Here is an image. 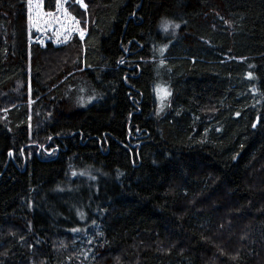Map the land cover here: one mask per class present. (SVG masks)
<instances>
[{"label":"trees","instance_id":"obj_1","mask_svg":"<svg viewBox=\"0 0 264 264\" xmlns=\"http://www.w3.org/2000/svg\"><path fill=\"white\" fill-rule=\"evenodd\" d=\"M62 4L0 0V264H264V0Z\"/></svg>","mask_w":264,"mask_h":264},{"label":"snow or ice","instance_id":"obj_2","mask_svg":"<svg viewBox=\"0 0 264 264\" xmlns=\"http://www.w3.org/2000/svg\"><path fill=\"white\" fill-rule=\"evenodd\" d=\"M77 2L80 3L83 7H85V8L87 7V5L83 4V0H77ZM32 3H33V0H29L30 7H31ZM35 7H36V15H37L38 19L41 17V15H43L46 18L54 16V13L43 12V0H35ZM56 8L57 9L63 8L62 0H56ZM64 11L67 14V10L64 9ZM72 19L75 20L74 17H72ZM29 20L30 21L32 20L31 14L29 15ZM76 23L78 24L79 22L76 21ZM170 26L176 27V28L179 27L178 24H172L171 22H165V24L163 25L165 31H167ZM83 35H84V32L81 30L80 31L81 38H83ZM249 76H251V73H249ZM165 95H170V93L165 90ZM237 115H239V113H237ZM253 127H255V124L253 125ZM81 215H83V214H81ZM73 231H76V229H73Z\"/></svg>","mask_w":264,"mask_h":264},{"label":"rangeland","instance_id":"obj_3","mask_svg":"<svg viewBox=\"0 0 264 264\" xmlns=\"http://www.w3.org/2000/svg\"><path fill=\"white\" fill-rule=\"evenodd\" d=\"M54 61H50L51 64H49V67H51L54 64ZM165 90L168 92L167 88L164 87H159L157 86L156 88V92H157V98H158V102H159V107L163 105L164 101L167 99L168 95H165ZM77 95H76V99L77 102L82 105L83 107H86L92 103H94L95 101H97L98 99H92V96H89V91L87 88H82L80 90L77 91Z\"/></svg>","mask_w":264,"mask_h":264},{"label":"bare ground","instance_id":"obj_4","mask_svg":"<svg viewBox=\"0 0 264 264\" xmlns=\"http://www.w3.org/2000/svg\"><path fill=\"white\" fill-rule=\"evenodd\" d=\"M232 49H233V47H232ZM236 52V51H235ZM240 57V56H239ZM232 64V63H231ZM238 65V64H237ZM215 66V65H214ZM231 143V142H230ZM41 158V157H40ZM194 197V196H193ZM192 197V198H193ZM259 200V199H258ZM241 222V221H240ZM249 231V230H248ZM16 233V232H15ZM24 234V233H23ZM251 238V237H250ZM7 241V240H6ZM92 241V240H91ZM239 251V250H238ZM241 253V252H240Z\"/></svg>","mask_w":264,"mask_h":264}]
</instances>
